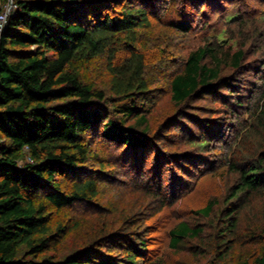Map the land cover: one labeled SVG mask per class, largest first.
I'll list each match as a JSON object with an SVG mask.
<instances>
[{"label": "trees", "instance_id": "1", "mask_svg": "<svg viewBox=\"0 0 264 264\" xmlns=\"http://www.w3.org/2000/svg\"><path fill=\"white\" fill-rule=\"evenodd\" d=\"M10 1L13 9L0 32V264H139L146 258L147 239L127 228L103 232L99 240L61 258L56 252L61 243L54 241L66 234L52 226L49 207L62 211L98 196L97 182L86 167L97 156L89 141L97 139L119 151L121 168L132 177L130 186H145L160 209L190 190L176 185L180 179L211 173L209 158L217 148L222 150L224 165L237 175L235 184L215 215V201L194 215L211 221L212 248L220 259L250 243L256 253L231 264H264V217L244 215L255 198L264 197V136L258 152L246 161L233 154L228 158L224 140L233 124L240 126L235 135L243 133L240 139L264 134V33L257 35L254 54L259 57L253 60L248 61L243 49L246 40L233 52L223 48L219 36H214L216 43L206 40L188 55L169 83L170 100L178 110L162 123L161 134H169L159 136L170 151L182 144L202 154L196 160L181 152L158 154L147 177L146 161L159 140L150 134L148 115L156 97L145 75L146 56L138 52L137 33L152 27V18L169 16L163 25L188 34L194 22L180 7L187 1L0 0V14ZM189 1L197 11L218 6L216 0ZM106 55L116 98L112 105L102 90L82 79L77 66ZM222 65L233 71L223 75ZM206 100L219 106L225 121L193 112L191 105ZM165 160L183 174L167 189L160 171ZM65 181L72 184L64 189ZM128 223L132 228L138 220L132 215L123 220ZM201 231L179 222L168 232L170 246L179 249L183 239H199ZM110 240L117 243L108 247Z\"/></svg>", "mask_w": 264, "mask_h": 264}, {"label": "rangeland", "instance_id": "2", "mask_svg": "<svg viewBox=\"0 0 264 264\" xmlns=\"http://www.w3.org/2000/svg\"><path fill=\"white\" fill-rule=\"evenodd\" d=\"M186 1L184 2L185 6L180 3L181 10L183 11L185 7L183 14L187 15V19H190L191 22H194L192 31L188 34L175 32L172 28L163 25L162 22L169 19V16L164 17L162 21L152 18V27L137 33L138 52L146 56L145 75L149 86L154 91L153 95L156 97L154 107L148 115L150 134L157 136L159 140L153 143L155 152L146 161L144 169L147 177L151 176V173L153 174L152 168L155 166L158 154L163 156V153L169 152L172 153V156L175 153L176 156V152H181L186 155L192 154L191 157L195 160L199 159V155L202 154L200 150L194 151L182 144L177 147L178 151L174 147L171 148L174 150L170 151V146L164 140L162 141V136H159L169 134L166 131L161 134L162 123L166 117L178 110L174 102L170 100L169 83L174 73L181 70V65L188 55L202 46L206 40L216 43L214 36H219L224 41L222 44L224 49L230 48L234 52L236 49H240L246 40L243 49L246 51L248 61L259 57V53L254 54V52L260 40L257 35L264 33V0H216L218 6H210L206 10L203 9L204 11L202 9V11L200 9L197 11L193 7V1ZM126 4L127 1L124 5ZM216 11L218 13H215ZM229 17H233L235 20L230 22ZM242 19L247 22L242 24L243 21L239 24ZM77 66L78 68L80 66L82 79L102 90L109 104L112 105L111 103L116 101V98L110 88L113 76L109 71L108 56L94 58L89 64L78 63ZM221 69L223 75L233 71L229 66L226 68L222 65ZM191 106L194 107L192 108L193 112H199L200 114L197 115H201L203 118L218 116L220 117L218 122L225 121L224 114L218 113L219 106L212 101H197ZM238 130H240V126L233 124V129L226 133L224 140L228 144L225 145V150L226 153L228 152V158L233 154L237 160L246 161L258 152L264 134L248 133L247 136L240 139L243 133L235 137ZM89 144L90 150L97 154L96 158L98 159H90L86 167L92 171L89 174L90 177H94L97 182L98 196L92 203H82L62 211L49 207L52 226L54 229L59 226L66 234L65 238H57L58 241H54L61 243L58 244V250H56L59 258L72 250L99 240L103 232L105 234L114 233L125 228L136 236L141 234L147 239V256L144 260H140L139 264H231L239 256L244 257L249 253L253 255L256 253L258 248L248 243L236 246V250L230 258L220 259V254H217L212 248L214 233L211 221L194 215V212L199 208L214 201L216 202L215 215V212L223 207L224 198L237 179V175L224 165V153L219 148H217L219 151L213 152L215 156L209 158L213 171L204 173L202 176L197 175L190 180L187 176L184 177L185 179H180L183 175L182 170L179 171L175 168V164L165 160V166L160 167L164 188L167 189L168 186L174 184L176 179H180V185H176L186 186L190 190L172 206L160 209L159 203L144 192L145 186H130L132 177H129L121 168L122 162L121 159H118L119 151L118 153L113 151L111 147L101 143L98 139L89 141ZM103 164V168L99 167ZM71 184L72 181H65L62 183V188H68ZM249 214L251 216H248ZM132 215L136 217L139 225L137 223L131 228V224H123V220ZM244 215L246 218L251 217L252 219H255L256 216L263 218L264 197L255 198L253 205L245 209ZM182 221L188 222L192 227L200 226L201 236L199 239L185 238L179 249H175L170 246L168 232ZM240 232L241 234L245 233L243 229ZM116 243V241L110 240V245L106 246L110 247L111 244ZM108 247H103L102 250L114 256L118 254L115 251L111 253ZM119 256L122 257V255Z\"/></svg>", "mask_w": 264, "mask_h": 264}, {"label": "built area", "instance_id": "3", "mask_svg": "<svg viewBox=\"0 0 264 264\" xmlns=\"http://www.w3.org/2000/svg\"><path fill=\"white\" fill-rule=\"evenodd\" d=\"M5 10L0 14V32L2 31L3 28V24L6 20V17L8 16V14L11 12V10L13 9L12 5H11V1L9 2V4L4 8Z\"/></svg>", "mask_w": 264, "mask_h": 264}]
</instances>
